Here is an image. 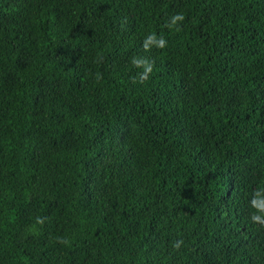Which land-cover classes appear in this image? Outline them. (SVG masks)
Returning <instances> with one entry per match:
<instances>
[{
    "label": "trees",
    "instance_id": "obj_1",
    "mask_svg": "<svg viewBox=\"0 0 264 264\" xmlns=\"http://www.w3.org/2000/svg\"><path fill=\"white\" fill-rule=\"evenodd\" d=\"M253 199L264 0H0V264H264Z\"/></svg>",
    "mask_w": 264,
    "mask_h": 264
},
{
    "label": "clouds",
    "instance_id": "obj_2",
    "mask_svg": "<svg viewBox=\"0 0 264 264\" xmlns=\"http://www.w3.org/2000/svg\"><path fill=\"white\" fill-rule=\"evenodd\" d=\"M183 19H184L183 15L177 14L176 16H174L172 18V23L175 24L176 21H178V20L182 21ZM150 39H151V37H150ZM165 45H166V42L163 39H160L159 43H158V47L163 48V47H165ZM134 63H136L137 66H139V61L134 60ZM149 72H151V67L146 68L145 74L141 76V81H144L148 78L147 73H149ZM252 206L257 209V213H258V214H253L251 216L252 222L254 224H259L260 226L264 227V215H262V214H264V205H261L260 203H258V200L253 199ZM178 246L179 245L177 244L176 247H178Z\"/></svg>",
    "mask_w": 264,
    "mask_h": 264
}]
</instances>
